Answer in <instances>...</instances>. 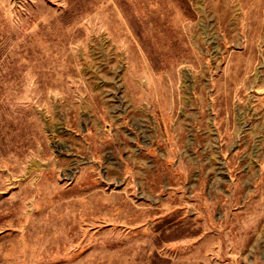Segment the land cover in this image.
<instances>
[{
	"label": "rangeland",
	"instance_id": "rangeland-1",
	"mask_svg": "<svg viewBox=\"0 0 264 264\" xmlns=\"http://www.w3.org/2000/svg\"><path fill=\"white\" fill-rule=\"evenodd\" d=\"M0 264H264V0H0Z\"/></svg>",
	"mask_w": 264,
	"mask_h": 264
}]
</instances>
